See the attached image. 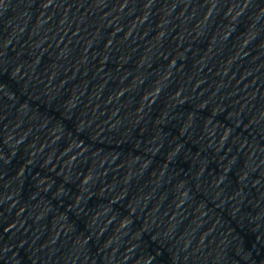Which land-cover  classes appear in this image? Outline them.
<instances>
[{"label":"water","instance_id":"water-1","mask_svg":"<svg viewBox=\"0 0 264 264\" xmlns=\"http://www.w3.org/2000/svg\"><path fill=\"white\" fill-rule=\"evenodd\" d=\"M0 264H264V0H0Z\"/></svg>","mask_w":264,"mask_h":264}]
</instances>
